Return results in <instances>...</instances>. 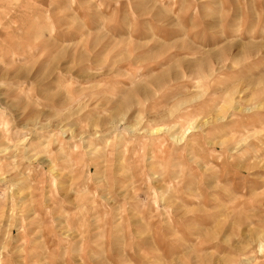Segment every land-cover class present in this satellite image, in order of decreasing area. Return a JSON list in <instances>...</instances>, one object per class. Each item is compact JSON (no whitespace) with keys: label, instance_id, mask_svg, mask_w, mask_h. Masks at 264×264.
Here are the masks:
<instances>
[{"label":"clouds","instance_id":"obj_1","mask_svg":"<svg viewBox=\"0 0 264 264\" xmlns=\"http://www.w3.org/2000/svg\"><path fill=\"white\" fill-rule=\"evenodd\" d=\"M0 264H264V0H0Z\"/></svg>","mask_w":264,"mask_h":264}]
</instances>
